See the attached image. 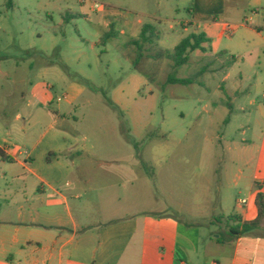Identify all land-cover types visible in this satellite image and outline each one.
<instances>
[{
	"label": "rangeland",
	"instance_id": "374dc122",
	"mask_svg": "<svg viewBox=\"0 0 264 264\" xmlns=\"http://www.w3.org/2000/svg\"><path fill=\"white\" fill-rule=\"evenodd\" d=\"M95 3L103 8L95 9ZM245 3L0 0V133L21 124L12 119L18 110L40 114V103L51 102L52 110L71 109L81 118L80 131L94 138L97 133H111L117 117H127L140 148L149 145L154 151L151 165L160 173L156 189L173 202L170 212L176 211L178 199L194 212L219 215L222 210L213 208V202L220 195L223 208L232 214L237 201L248 194L263 128L261 120L249 113V101L257 99L255 81L260 72L256 54L251 57L245 50L247 38L251 46L259 40L241 27L245 7L237 6ZM186 21L192 24L184 27ZM112 24L115 36L104 44L102 38ZM146 24L157 28V47L165 52L193 32H205L209 40L181 68L174 70L172 59L163 60L152 83L134 70L133 49L126 46L140 37ZM193 24L199 25L197 31ZM228 24L234 29L232 36L227 34ZM47 65L53 72L44 71ZM173 72L178 77L194 76L196 82L168 84ZM66 79L86 86L79 105L69 104ZM22 93L29 94L23 99ZM106 99L117 100L119 107ZM1 104L6 105L4 112ZM147 124L148 135L142 141L138 134L146 132ZM41 128L34 127L31 133ZM240 171L242 180L237 178ZM182 219L192 221L186 213ZM194 221L200 224L203 247L213 237L228 239L220 222Z\"/></svg>",
	"mask_w": 264,
	"mask_h": 264
},
{
	"label": "crops",
	"instance_id": "0c3cea01",
	"mask_svg": "<svg viewBox=\"0 0 264 264\" xmlns=\"http://www.w3.org/2000/svg\"><path fill=\"white\" fill-rule=\"evenodd\" d=\"M243 7L244 34L259 40L251 46L247 38L245 50L251 57L256 54L260 72L249 113L263 128L248 194L232 214L252 221L258 217L257 196L264 193V0L237 6ZM191 24L186 21L184 27ZM64 84L69 104L79 105L86 86L70 79ZM106 102L119 107L117 100ZM51 104L40 103V114L16 111L13 123L21 124L0 133V264H264V223L262 236L237 238L220 223L228 239L213 237L203 247L194 220L213 225L216 217L232 215L223 208L222 196L213 202L222 210L219 215L194 212L178 199L176 211H169L173 202L156 189L160 173L151 165L154 151L149 145L140 148L127 117H117L111 133L94 138L80 131L81 118L71 109L52 110ZM1 108L4 112L6 105ZM37 126L41 131L31 133ZM149 127L143 126L140 140ZM237 178H244L242 171ZM185 213L192 221L183 222Z\"/></svg>",
	"mask_w": 264,
	"mask_h": 264
},
{
	"label": "trees",
	"instance_id": "16d2710c",
	"mask_svg": "<svg viewBox=\"0 0 264 264\" xmlns=\"http://www.w3.org/2000/svg\"><path fill=\"white\" fill-rule=\"evenodd\" d=\"M115 36V25H111V30L107 32L102 43ZM160 39V34L157 28L152 24H146L141 30L140 37L133 39L127 43L128 48H132V64L136 72L146 77L149 82H155V78L160 69L161 62L166 59L174 61V70L181 68L189 62L191 54L203 48V44L207 41L204 33H191L185 36L181 42L171 51L165 52L157 47V41ZM196 82V78L178 77L174 72L168 76V84L190 85ZM258 208V217L252 221H243L242 216L232 214L228 216L216 217L215 222L223 223L226 221L228 226V234L232 238H237L244 235L262 236L260 231L263 230L264 223V193L259 192L256 200Z\"/></svg>",
	"mask_w": 264,
	"mask_h": 264
},
{
	"label": "built area",
	"instance_id": "2783aa9c",
	"mask_svg": "<svg viewBox=\"0 0 264 264\" xmlns=\"http://www.w3.org/2000/svg\"><path fill=\"white\" fill-rule=\"evenodd\" d=\"M93 6H94V8L97 9V10L103 8V7H102L100 4H98V3H95ZM227 34H228L229 36L234 35V29L231 27L230 24H228V26H227ZM244 202H246V200H243V203H244Z\"/></svg>",
	"mask_w": 264,
	"mask_h": 264
}]
</instances>
